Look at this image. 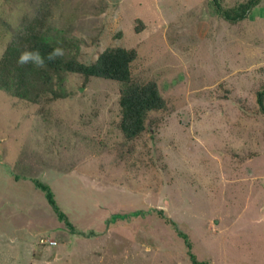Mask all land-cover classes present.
Returning a JSON list of instances; mask_svg holds the SVG:
<instances>
[{
	"label": "rangeland",
	"instance_id": "obj_1",
	"mask_svg": "<svg viewBox=\"0 0 264 264\" xmlns=\"http://www.w3.org/2000/svg\"><path fill=\"white\" fill-rule=\"evenodd\" d=\"M210 3L0 0V50L40 17L86 63L136 48L167 101L127 140L121 82L68 72L69 95L36 104L0 89V264H264V0L235 23Z\"/></svg>",
	"mask_w": 264,
	"mask_h": 264
},
{
	"label": "trees",
	"instance_id": "obj_2",
	"mask_svg": "<svg viewBox=\"0 0 264 264\" xmlns=\"http://www.w3.org/2000/svg\"><path fill=\"white\" fill-rule=\"evenodd\" d=\"M211 1L213 4L210 3L212 8L210 13L213 16H221L234 23L243 19L248 10L260 2V0H248L225 6L222 0ZM136 21L139 24L135 29L141 32L145 23L140 18ZM58 45L64 48L65 55L55 62L47 63L43 69H37L31 64L17 63L20 53L26 48H39L42 53H47ZM5 49L3 58L0 59V89L31 103L36 104L42 98L51 100L67 97L69 94L65 88V81L68 72L81 74L85 79L99 77L121 82L119 99L121 118L118 126L127 140L141 137L148 129L147 124L155 121L150 117L153 111L167 109V101L156 80L141 82L134 77L132 64L139 55L136 48L107 47L94 62L86 63L79 58L78 39L68 37L62 30L45 31L44 21L36 17L18 32ZM257 100L261 110L264 111V87L258 91ZM34 182L44 191L58 218L72 227V222L58 204L51 186L40 180ZM171 223L178 227L175 221L171 220ZM178 231L190 249L191 242L188 241V235L181 230ZM189 256L193 264H210L206 260H199L192 251L189 252Z\"/></svg>",
	"mask_w": 264,
	"mask_h": 264
},
{
	"label": "clouds",
	"instance_id": "obj_3",
	"mask_svg": "<svg viewBox=\"0 0 264 264\" xmlns=\"http://www.w3.org/2000/svg\"><path fill=\"white\" fill-rule=\"evenodd\" d=\"M4 50H0V59L3 58ZM65 55V50L62 46L53 47L50 52L42 53L39 48H26L18 57L17 63L20 65L31 64L37 69H43L47 63L55 62L58 58Z\"/></svg>",
	"mask_w": 264,
	"mask_h": 264
},
{
	"label": "built area",
	"instance_id": "obj_4",
	"mask_svg": "<svg viewBox=\"0 0 264 264\" xmlns=\"http://www.w3.org/2000/svg\"><path fill=\"white\" fill-rule=\"evenodd\" d=\"M49 243L53 245V244H55V241H50Z\"/></svg>",
	"mask_w": 264,
	"mask_h": 264
}]
</instances>
